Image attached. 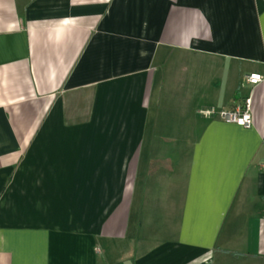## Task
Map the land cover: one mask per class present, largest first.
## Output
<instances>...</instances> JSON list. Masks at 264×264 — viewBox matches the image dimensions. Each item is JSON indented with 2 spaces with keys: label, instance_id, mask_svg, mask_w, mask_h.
I'll use <instances>...</instances> for the list:
<instances>
[{
  "label": "crops",
  "instance_id": "1",
  "mask_svg": "<svg viewBox=\"0 0 264 264\" xmlns=\"http://www.w3.org/2000/svg\"><path fill=\"white\" fill-rule=\"evenodd\" d=\"M253 72L264 0H0V264H264Z\"/></svg>",
  "mask_w": 264,
  "mask_h": 264
},
{
  "label": "built area",
  "instance_id": "2",
  "mask_svg": "<svg viewBox=\"0 0 264 264\" xmlns=\"http://www.w3.org/2000/svg\"><path fill=\"white\" fill-rule=\"evenodd\" d=\"M247 81L255 86L264 81V76L259 72H253L248 75ZM202 113L208 117L218 116L225 121L236 123L246 128H250L253 125L250 100H247L244 106H238L234 109L226 110L208 107L204 108Z\"/></svg>",
  "mask_w": 264,
  "mask_h": 264
},
{
  "label": "rangeland",
  "instance_id": "3",
  "mask_svg": "<svg viewBox=\"0 0 264 264\" xmlns=\"http://www.w3.org/2000/svg\"><path fill=\"white\" fill-rule=\"evenodd\" d=\"M239 262H243L242 259H239Z\"/></svg>",
  "mask_w": 264,
  "mask_h": 264
}]
</instances>
